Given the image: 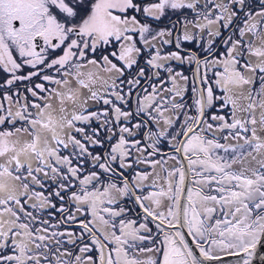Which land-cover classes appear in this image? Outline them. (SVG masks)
Returning a JSON list of instances; mask_svg holds the SVG:
<instances>
[{"label":"snow or ice","instance_id":"snow-or-ice-1","mask_svg":"<svg viewBox=\"0 0 264 264\" xmlns=\"http://www.w3.org/2000/svg\"><path fill=\"white\" fill-rule=\"evenodd\" d=\"M262 246L264 0H0V264Z\"/></svg>","mask_w":264,"mask_h":264},{"label":"water","instance_id":"water-1","mask_svg":"<svg viewBox=\"0 0 264 264\" xmlns=\"http://www.w3.org/2000/svg\"><path fill=\"white\" fill-rule=\"evenodd\" d=\"M259 256H264V246H262L258 250V257ZM236 262H237V258L236 257H225L223 264H236ZM254 264H264V260H260L259 258H257L254 261Z\"/></svg>","mask_w":264,"mask_h":264},{"label":"rangeland","instance_id":"rangeland-1","mask_svg":"<svg viewBox=\"0 0 264 264\" xmlns=\"http://www.w3.org/2000/svg\"><path fill=\"white\" fill-rule=\"evenodd\" d=\"M26 71H27V69H26Z\"/></svg>","mask_w":264,"mask_h":264}]
</instances>
